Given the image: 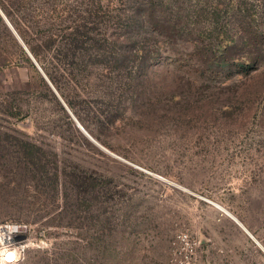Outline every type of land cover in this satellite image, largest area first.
Wrapping results in <instances>:
<instances>
[{
  "label": "rangeland",
  "instance_id": "1",
  "mask_svg": "<svg viewBox=\"0 0 264 264\" xmlns=\"http://www.w3.org/2000/svg\"><path fill=\"white\" fill-rule=\"evenodd\" d=\"M4 224L16 264H264V0H0Z\"/></svg>",
  "mask_w": 264,
  "mask_h": 264
},
{
  "label": "built area",
  "instance_id": "2",
  "mask_svg": "<svg viewBox=\"0 0 264 264\" xmlns=\"http://www.w3.org/2000/svg\"><path fill=\"white\" fill-rule=\"evenodd\" d=\"M4 225H8V224H4ZM4 225H0V226H4ZM0 230L7 232L6 228ZM26 230H27L26 227L18 226V232L11 235V240H9L7 237L5 238L4 245L8 247L10 251L13 249L17 251L18 258L12 261L11 264H16L23 258L25 251L28 248V245L32 241L27 235Z\"/></svg>",
  "mask_w": 264,
  "mask_h": 264
},
{
  "label": "clouds",
  "instance_id": "3",
  "mask_svg": "<svg viewBox=\"0 0 264 264\" xmlns=\"http://www.w3.org/2000/svg\"><path fill=\"white\" fill-rule=\"evenodd\" d=\"M7 229V232L0 230V264H11L12 261L18 258L17 251L15 249L9 250L4 245L5 238L11 240V235L18 232V226L16 225H4L0 226V229Z\"/></svg>",
  "mask_w": 264,
  "mask_h": 264
},
{
  "label": "bare ground",
  "instance_id": "4",
  "mask_svg": "<svg viewBox=\"0 0 264 264\" xmlns=\"http://www.w3.org/2000/svg\"><path fill=\"white\" fill-rule=\"evenodd\" d=\"M10 26V25H9ZM233 220L250 236L252 237V235L243 227V225L237 221L234 217H233Z\"/></svg>",
  "mask_w": 264,
  "mask_h": 264
}]
</instances>
